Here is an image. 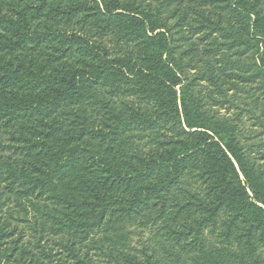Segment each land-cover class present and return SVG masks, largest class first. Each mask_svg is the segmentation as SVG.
Segmentation results:
<instances>
[{"label":"trees","instance_id":"1","mask_svg":"<svg viewBox=\"0 0 264 264\" xmlns=\"http://www.w3.org/2000/svg\"><path fill=\"white\" fill-rule=\"evenodd\" d=\"M184 25L213 57L219 37L254 49L245 69L220 54L224 79L264 75V0H0V238L32 211L21 223L47 259L53 244L95 264L86 243L98 264H264V165L203 118L174 56ZM124 226L154 241L133 247Z\"/></svg>","mask_w":264,"mask_h":264},{"label":"rangeland","instance_id":"2","mask_svg":"<svg viewBox=\"0 0 264 264\" xmlns=\"http://www.w3.org/2000/svg\"><path fill=\"white\" fill-rule=\"evenodd\" d=\"M160 1L162 0H122V3L135 4L142 8L149 4L152 9H155ZM184 1L186 3L188 0ZM176 3H173V6H177ZM176 15H179V11ZM164 18H167V26L172 27L175 19H169L166 14ZM232 24L242 33L243 30L239 26L238 20L232 18ZM170 35L172 36V46L175 48L174 56L181 64L182 77L184 76L188 82L191 81V92L194 94L200 92L203 118L209 122L210 126L217 125L218 128H222L224 131L229 130V128L234 129L242 142L251 145L248 151L249 158L251 157L252 160L255 159L259 164L264 165V75L261 74V76L256 77L253 82L244 83L232 76L224 79L219 69L222 64V60H219L220 54L226 59L238 60L242 65V69L250 64L252 66V52H254V49H249L248 46L243 44L238 46L237 42L230 43L232 38L219 37L213 44L214 47L217 46L220 54L213 57L214 52L205 51L210 47L207 45V41L199 40V35L186 39L188 29L185 25L178 28L173 27L170 30ZM245 37H247L246 34H241L243 42H245ZM210 67L215 74H218V81L211 86L206 82L196 81L195 78L206 73ZM253 70L256 71L255 68ZM186 81L183 80L182 85ZM115 100L119 101L118 98ZM240 128L244 130L242 135L238 133ZM2 136L1 145L9 146L12 144L8 142L7 135L3 134ZM10 156L15 158V155ZM31 215L32 211L24 217L19 214V216H13L12 218L8 216L2 220V223L7 224L4 229L5 232H9L12 228L16 229L10 237L3 235L0 238V250L9 255L8 262L4 263L0 259V264H56L57 258L67 264H81L75 258L68 257L63 249L62 256L61 254L57 255L58 246H53V244H51L48 252L55 254V256L50 259L44 258L41 251L33 247L37 233L33 231L32 227L29 228L21 223V218H30ZM124 230L130 232L126 239L133 247L141 248L152 244L154 241L151 228L140 230L132 226H124ZM76 248L80 258L86 257L91 259L92 263L98 264L96 258H92L95 252L92 249V244H77ZM21 252L23 253L20 254ZM259 253L264 260V248Z\"/></svg>","mask_w":264,"mask_h":264}]
</instances>
